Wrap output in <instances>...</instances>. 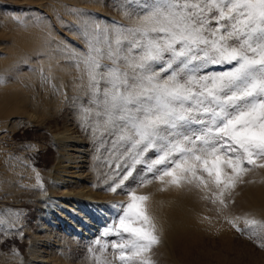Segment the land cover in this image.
<instances>
[{
	"label": "bare ground",
	"instance_id": "1",
	"mask_svg": "<svg viewBox=\"0 0 264 264\" xmlns=\"http://www.w3.org/2000/svg\"><path fill=\"white\" fill-rule=\"evenodd\" d=\"M41 7L47 10L46 13L52 14L57 25L50 21L48 14L41 13ZM28 8L32 9L29 10L32 15ZM85 8L94 9L99 15L96 14L95 17ZM10 9H14V14L23 21L22 24L14 23L15 19L7 13ZM109 9L110 3L103 0H0V138L7 140L10 132L20 124L34 122L35 125L47 127L48 138L55 150L51 164L43 172L49 189L45 193L36 190L39 183L35 167L1 153L0 191L4 195H0V218L13 220V224L14 215L19 209H12L6 202L13 201L10 204L22 205L25 203L22 196L25 197L27 192L28 200L40 211L37 230L20 234L26 244L25 263L60 264L61 258L56 253L64 255L66 244L75 242L76 239L87 243L90 241L92 244L100 242L102 246L114 241L108 240L110 233H105L118 222L122 206L129 201L128 191L135 190L138 194L149 196V213L160 239L149 254L153 264H264V252L255 247L259 243L264 245V228L257 227L256 234H253L245 228L244 223L247 218L264 224V168H248L241 182L230 190L231 197L229 195L227 198L229 193H225L224 200L228 205L226 209L218 200L213 203V193H218V190L206 174L205 179L209 180L207 188L199 181L182 183L177 187L168 183L169 177H165L163 182L154 178L155 172L143 168L155 158L153 149L151 153L148 152L150 155L147 157H140L141 162L134 175L138 179L136 181H142L140 187H136L135 183L132 186V181L121 185L123 188L120 186L119 190L123 189L124 192L110 190L118 184L122 170L127 165L133 166L136 163H130L123 155L118 158L114 152V156L107 154L112 157H108L110 159L104 164L105 159L94 154L96 146L94 149L85 133L76 129L74 124L79 123L81 127H87L90 134L105 133L112 136L110 139L114 144V136L118 135V130L105 125L104 116L96 115L101 108L93 103L87 105L90 101L83 103L81 93L88 92L91 100L93 99L88 72L83 63L87 55L64 37L65 34L69 38L80 40L89 50L95 44L104 47L106 51V40H113L118 32L127 34L125 27L110 18ZM137 20L140 21L141 18ZM75 23L79 28L74 27ZM104 61L101 63H112L107 58ZM38 68L45 72H40ZM232 68L233 65L227 69L226 64H212L199 67L196 75L216 76ZM161 75L163 76L162 73ZM47 77L53 86H57L58 92L70 96L74 93L80 95L73 102L72 113L68 111L69 116L65 114L64 119L59 117L58 104L48 98H37V88H45L44 81ZM103 87L104 84L102 89ZM85 109L90 111L86 112ZM100 143L102 145V140ZM123 143L116 142V145L126 144ZM30 147L35 150L40 145L32 144ZM260 163H264V158L257 159V164ZM117 164L120 165L119 168ZM156 167L159 169L162 166ZM65 205L71 208V214L64 212L63 207H67ZM2 208L7 210L3 212L4 216ZM93 209L99 213L92 215ZM72 214L81 221L69 218ZM235 217H240L236 223L241 229H245L240 233L244 236L251 234L249 238L254 244L244 239L229 223ZM18 222L20 223V219ZM52 225L57 228L61 225L60 233L50 235L47 229ZM40 232L45 234L41 236ZM108 247L111 248L110 243ZM108 247L100 249L92 263H89V259L88 264H121L118 251L112 248L110 251ZM4 259L0 258V264H6Z\"/></svg>",
	"mask_w": 264,
	"mask_h": 264
},
{
	"label": "snow or ice",
	"instance_id": "2",
	"mask_svg": "<svg viewBox=\"0 0 264 264\" xmlns=\"http://www.w3.org/2000/svg\"><path fill=\"white\" fill-rule=\"evenodd\" d=\"M213 20L216 26L210 27ZM126 31L106 40V51L92 45L83 60L90 103L102 109L96 115L118 130L116 142L128 144L135 163L155 151L147 164L154 178L169 177L177 187L199 181L207 188L206 174L218 190L213 203L226 209L225 193L241 182L249 170L245 164L264 168L257 164L264 158V0H151L138 25ZM105 58L112 63L102 64ZM205 63L233 68L198 77L196 70ZM37 181L42 186L39 173ZM127 194L118 222L105 233L118 240L101 247L110 243L121 264H153L149 254L160 239L149 196ZM239 219L229 223L243 232ZM244 223L253 234L264 228L256 219Z\"/></svg>",
	"mask_w": 264,
	"mask_h": 264
},
{
	"label": "rangeland",
	"instance_id": "3",
	"mask_svg": "<svg viewBox=\"0 0 264 264\" xmlns=\"http://www.w3.org/2000/svg\"><path fill=\"white\" fill-rule=\"evenodd\" d=\"M103 1L106 2V3H110V9H109V11H110L109 14L111 15L110 18L115 23H118V24L120 23L121 26L125 27V30H127L129 28H134V27H136L138 25V23L140 21H138L137 18H142L143 14H144V11H145L146 5H149L151 3V0H127V2H124V1H121V0H103ZM108 1H111V2H108ZM23 10H25V9H23ZM29 10H32V9L28 8V11ZM84 10L91 11L92 14L95 17H97V15H99L98 12L96 10H94V9L85 8ZM46 12H47V10H44L41 7V13H46ZM7 13L9 15H11L15 19V22L13 21L14 23L18 22V23L22 24L23 21H20L19 19H17L16 15L14 14V9L8 10ZM29 14L32 15L33 13L30 12ZM47 14H48V16H50L52 18V19L50 18V21L54 25H57L56 21H53L52 14L46 13L45 15H47ZM119 14H121V15H119ZM209 15L210 16H214V15H216V13H215V11H213ZM34 18L35 17L33 16V19ZM125 23H127V24L125 25ZM224 23H227V22L225 21ZM209 26L210 27H215L216 26V22L214 20L211 21V24ZM74 27L75 28H79V26L76 25V23H75ZM126 27H128V28H126ZM64 37L65 38L67 37L66 39H68V42L72 46H76L78 49H81L80 51L84 50L83 52H85L86 55H88L90 50L84 45L83 42H81L80 40L74 39L72 37L69 38V36L65 35V34H64ZM231 42L232 41H230V43ZM102 61L105 62L104 60H102ZM210 65H212V64L211 63H205V64H203L202 67H208ZM230 66H231L230 64H226V68L227 69L230 68ZM37 70H39V68ZM39 71L40 72H43V71L45 72V70H43V69H40ZM162 74L165 75V73H162ZM199 76L200 75H198V77ZM44 83L46 85L45 88H43L42 90H41V88H37L38 89L37 90V98H39L40 100H42V98L43 99L44 98H46V99L48 98L50 101L54 102L56 105L58 104L60 106V108H59V110H60L59 117L61 119L65 118V114L67 116H69L68 115V111L70 113H72L71 108L73 106V102H75V100L80 95H81V97L83 99L82 100L83 103L85 102L84 104H86L87 101L88 102L91 101V98L88 95V92L81 93L80 95L77 94V93L76 94L74 93L73 95L70 96V94H64L63 92H58V89L56 88L57 86H55V85L53 86L51 80L48 77L45 79ZM102 85H103V83H102ZM102 85H101V89H102ZM68 97H70L71 99L68 98ZM67 100H68V102H67ZM89 104H92V103L89 102L87 105H89ZM74 125L76 126V129H78L80 131H83V133H85V135L89 138L90 143L93 144L92 146H93L94 149H95V146H96L97 149H95V150L92 149V152L94 150V154L95 155L98 154V157L100 156L102 159H105L104 160V164H105V162L106 163L108 162L107 161L108 159H110L108 157H112V155L114 156L116 153H117L116 157L119 158L120 155L121 156L123 155V157H125V159H128L130 163H131V161L134 162V159H133L134 153H130L128 151V147L129 146L127 144H124L125 142L123 143L125 146L122 145V144H120L121 146H119L117 144L118 145V147H117L116 142H115V144H114V141H112L113 143L111 142L110 137H112V136H108L105 133H102V134L101 133L100 134L96 133V135H95V133L93 132L92 134H90V132H89L90 130L87 127L86 128L85 127H81V125L79 123L74 124ZM77 125H79V126L77 127ZM193 127H198V126L197 125H193ZM10 133L11 134L6 137L7 140H5V138H0V157L2 155L3 156H8V157L12 156L16 160H21L25 164L30 165L31 167H35L37 169V171H38L37 173L40 174V178H41L42 184H44V185H42L44 187H42L41 184L39 183L38 186L36 187V190L37 191H42L44 193L48 192V190H49L48 189V184L46 182L45 176L43 175V172L51 164L52 156H53L54 151H55L54 147L51 145V141L48 138L49 130L47 129V127L38 126V125H35L34 122H31V123L20 124L16 129H14ZM104 134H105V136H104ZM114 137H115V140L117 141V139H116L117 137L116 136H114ZM96 138H97V140H96ZM101 140H102V145L100 143ZM97 142L100 143V145ZM119 143H121V142H119ZM32 144L33 145H35V144L36 145H40V147H37V148H35V150H32L33 148L30 147V145H32ZM98 145H99V148L97 147ZM123 146H124V148H123ZM121 147H122V149H121ZM117 149H119V150H117ZM114 152H115V154H113ZM123 152H125L126 154L123 153ZM148 152L151 153V149H149L146 152V154L144 153V155L141 158L147 157V155H150V153H148ZM1 153H2V155H1ZM109 153H111L112 155H108L107 156V154H109ZM124 154L128 155V156L126 157ZM101 155H103V156H101ZM104 156H106L107 159L104 158ZM129 156H132V157H130L131 159L129 158ZM155 156L156 155H154V157ZM138 165H139L138 163L133 165L134 166V170L132 172V175L130 177H128V179L123 182L124 183V184H122L123 186L127 185V184H129V183H131L133 181L131 183L132 186L134 185L133 183H135L136 187L137 186L140 187V185L142 184V181L141 182H140V180L136 181L138 179H135V177H134L135 173L138 170V168H137ZM127 166H126L125 169L122 170L123 172H121L122 175L120 177H123L124 176L123 174H125L129 170V168L133 167V166H130V165H127ZM142 167H143V165H142ZM245 167H247L249 169H254L256 166H249V165L245 164ZM143 168L147 169L146 166H144ZM141 171H142V169H141ZM120 177H119V181H120ZM133 179H135V180H133ZM112 181H114V180L112 179ZM116 182H118V180ZM120 186L117 187L118 190H119V188L122 187V186L121 187ZM0 188H1V185H0ZM119 191H123L124 192L123 189H120ZM1 194L4 195V192L0 191V195ZM28 194L29 193L27 192V194L25 193V197L22 196L23 198H25V200H24L25 203L22 204V205L10 204L13 201L12 202H6V204H9V207H11L12 209H14V208L15 209L16 208L19 209L14 215L13 224H12L13 220L12 221L11 220H4L3 218L2 219L0 218V253H1L0 254V258L1 257L3 259L5 258L4 261L6 262V264H26L25 263V259H24V257L26 256V244L20 238V234H21V232H32V231L34 232L38 228V220L40 219V211H39L38 207L36 205H34V203L31 200H28V198H29ZM229 195L231 197L232 194L231 193L228 194L227 198L229 197ZM46 196H48V193H47ZM0 203H2V202H0ZM14 204H16V202H14ZM65 206H67V205H65ZM44 210H46V209H44ZM63 210H64L65 213H69V214L72 213L71 212V208L68 207V206L67 207H63ZM3 212H7V210H5V208L1 209L2 216H4ZM91 212H92V215H95V213L96 214L99 213V211L96 210V209H93V211H91ZM20 214H21V216H20ZM73 215L74 214L70 215L69 218H71V219L74 218L73 220H75L77 222L81 221L78 218V216L75 217ZM19 219H20V223L21 224L18 222ZM6 221L9 222L8 225L12 224V226H8L6 224L7 223ZM13 225H14V227H13ZM60 227H61V225H60ZM60 227L57 228L56 226L52 225V226H49L47 230H48L50 235H55L56 233H60ZM234 229L236 230V228H234ZM238 233H240V232L238 231ZM39 234L41 236H43L45 234V232H40ZM110 235L107 236L109 238L108 240H114V241L118 240V237H116L114 235L112 237V235L111 236ZM240 235L243 236L244 239L250 241L249 237H251L250 236L251 234L250 235L249 234H245L248 237L242 235V233H240ZM99 243L92 244V242H90V241H88V243H87V241L82 242V241H79V239H76L75 242H70V243L66 244V246H65V252L66 253L64 252V255L61 256L58 253H56V255L60 256L59 258H61V259H59L60 264H65L66 260H67L66 264H68V262L80 263V264H88V260L89 259H90L89 263H92V261L95 258V256H97V254L100 251V249H102V248H100V245L102 246V243L101 244H99ZM250 243L254 244L252 241H250ZM255 247L257 249H259V250L264 252V246H262L260 243L256 244ZM108 249H110V251H112V249L110 247H108ZM68 252H69V254H68ZM11 257L12 258L14 257V258L12 259Z\"/></svg>",
	"mask_w": 264,
	"mask_h": 264
}]
</instances>
